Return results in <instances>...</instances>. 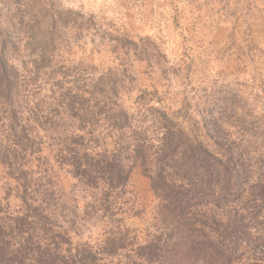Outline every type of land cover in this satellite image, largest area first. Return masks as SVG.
I'll return each mask as SVG.
<instances>
[{
	"label": "rangeland",
	"instance_id": "374dc122",
	"mask_svg": "<svg viewBox=\"0 0 264 264\" xmlns=\"http://www.w3.org/2000/svg\"><path fill=\"white\" fill-rule=\"evenodd\" d=\"M168 1L156 10L149 0H0V48L7 42L5 56L17 73L12 96L2 97L0 82V144L11 145L16 115L14 126L34 141L24 162L35 178L48 171L61 200L81 217L89 194L57 162L59 135L73 127L58 99L104 75L116 77L121 103L138 121L158 108L203 141L215 125L218 137L248 147L253 158L264 153V0ZM67 10L92 17L95 27L73 17L63 25L58 12ZM114 30L150 56L131 53L129 41L116 48L104 37ZM8 182L0 165L1 199ZM157 204L149 179L136 169L116 219L143 242L154 233ZM86 228L72 235L74 242L104 238V223Z\"/></svg>",
	"mask_w": 264,
	"mask_h": 264
},
{
	"label": "trees",
	"instance_id": "16d2710c",
	"mask_svg": "<svg viewBox=\"0 0 264 264\" xmlns=\"http://www.w3.org/2000/svg\"><path fill=\"white\" fill-rule=\"evenodd\" d=\"M58 17L62 24L73 17L95 27L92 17L76 11ZM104 37L116 48L129 41L131 53L150 56L118 30ZM146 41L162 56L152 39ZM1 44L0 82L8 98L17 73L5 56L7 42ZM115 78L104 75L58 99L73 127L64 134L56 129L63 136L57 162L89 194L83 217L61 200L48 171L35 178L24 162L34 141L11 116V145L0 144L9 181L0 198V264H264V153L253 158L248 147L218 137L215 125L203 141L177 115L158 108L149 110L152 119L138 121L121 103ZM136 169L158 200L154 233L143 242L116 219ZM101 222V241H73Z\"/></svg>",
	"mask_w": 264,
	"mask_h": 264
},
{
	"label": "crops",
	"instance_id": "0c3cea01",
	"mask_svg": "<svg viewBox=\"0 0 264 264\" xmlns=\"http://www.w3.org/2000/svg\"><path fill=\"white\" fill-rule=\"evenodd\" d=\"M168 2V0H149L150 5L156 10H158L160 7H165Z\"/></svg>",
	"mask_w": 264,
	"mask_h": 264
}]
</instances>
